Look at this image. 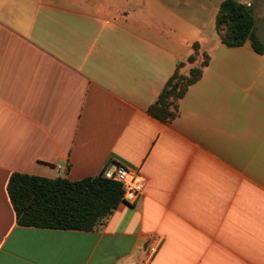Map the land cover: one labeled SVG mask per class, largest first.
I'll return each mask as SVG.
<instances>
[{
    "label": "crops",
    "instance_id": "1",
    "mask_svg": "<svg viewBox=\"0 0 264 264\" xmlns=\"http://www.w3.org/2000/svg\"><path fill=\"white\" fill-rule=\"evenodd\" d=\"M176 9L0 0V264H264V54L215 30L219 52L177 117L155 119L177 64L188 76L208 44L185 36ZM114 164L146 187L95 230L17 224L13 173L77 181Z\"/></svg>",
    "mask_w": 264,
    "mask_h": 264
},
{
    "label": "trees",
    "instance_id": "2",
    "mask_svg": "<svg viewBox=\"0 0 264 264\" xmlns=\"http://www.w3.org/2000/svg\"><path fill=\"white\" fill-rule=\"evenodd\" d=\"M214 27L226 47L248 43L255 53L264 54V44L256 33L253 12L247 4L222 0ZM192 49L194 53L188 57L189 62L195 60L198 44L194 43ZM208 63L209 56L204 53L200 67L190 69L188 76L179 72L182 63H178L148 113L161 122L175 119L178 100L200 79ZM7 192L18 225L77 231H92L103 225L122 197L121 185L103 173L77 181L13 173Z\"/></svg>",
    "mask_w": 264,
    "mask_h": 264
},
{
    "label": "rangeland",
    "instance_id": "3",
    "mask_svg": "<svg viewBox=\"0 0 264 264\" xmlns=\"http://www.w3.org/2000/svg\"><path fill=\"white\" fill-rule=\"evenodd\" d=\"M222 0H175L177 12L181 14V31L185 36L205 37L208 44L205 45L204 53L208 56L216 54L213 52V42L217 38L214 29L212 13ZM251 7L255 21V30L264 44V0H237ZM185 26V30H184ZM202 29V34H200ZM252 51V49H251ZM219 52V51H218ZM264 69V68H263Z\"/></svg>",
    "mask_w": 264,
    "mask_h": 264
},
{
    "label": "built area",
    "instance_id": "4",
    "mask_svg": "<svg viewBox=\"0 0 264 264\" xmlns=\"http://www.w3.org/2000/svg\"><path fill=\"white\" fill-rule=\"evenodd\" d=\"M111 170L103 174L106 178L118 182L122 188L121 203L132 205L143 194L146 187L145 178L138 172L131 171L122 165L114 164Z\"/></svg>",
    "mask_w": 264,
    "mask_h": 264
}]
</instances>
